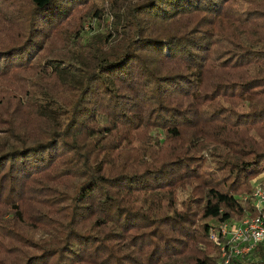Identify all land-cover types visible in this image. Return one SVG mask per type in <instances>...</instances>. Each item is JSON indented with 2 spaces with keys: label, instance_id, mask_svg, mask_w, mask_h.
<instances>
[{
  "label": "trees",
  "instance_id": "obj_1",
  "mask_svg": "<svg viewBox=\"0 0 264 264\" xmlns=\"http://www.w3.org/2000/svg\"><path fill=\"white\" fill-rule=\"evenodd\" d=\"M261 174L264 0H0V264H218Z\"/></svg>",
  "mask_w": 264,
  "mask_h": 264
},
{
  "label": "built area",
  "instance_id": "obj_2",
  "mask_svg": "<svg viewBox=\"0 0 264 264\" xmlns=\"http://www.w3.org/2000/svg\"><path fill=\"white\" fill-rule=\"evenodd\" d=\"M251 197L256 208L254 214L245 212L236 218H226L209 229L210 237L220 243L218 264H231L234 259L251 264L249 256L256 244L264 240V178L254 181Z\"/></svg>",
  "mask_w": 264,
  "mask_h": 264
},
{
  "label": "rangeland",
  "instance_id": "obj_3",
  "mask_svg": "<svg viewBox=\"0 0 264 264\" xmlns=\"http://www.w3.org/2000/svg\"><path fill=\"white\" fill-rule=\"evenodd\" d=\"M96 19H97L96 17H93V18H91V19H89V20H87V21H85L83 23V27H82L81 32L83 31L85 38H87L90 34L96 32V31L102 30V27H99L97 25V20ZM149 133L152 135L151 143H155L156 142V139L153 138V136H155V135L158 136V141L159 142H161L163 140L164 132H163V129L160 126L155 127V128H152L149 131ZM259 176L260 177H258V179H263L264 178V174H261ZM60 183L62 184L63 181L61 180ZM175 195H176V204L177 205H180L181 204V201L187 195V191L184 188H182V187H178L177 190H176V192H175ZM247 195H251V192L250 193H246L245 195H243V197H246ZM236 217L237 216H234L232 218H236ZM219 222H221V221L213 222L212 224H214L216 226ZM35 232H36V236H39L40 235V232L38 230H36ZM15 252H17V254L19 255L20 258H22V256H23L22 253L18 249H17V251L16 250L15 251L13 250V254H11V257H10L11 258V261H15V254H16ZM219 260H220V258H219ZM248 261H250L251 264H253V260H248Z\"/></svg>",
  "mask_w": 264,
  "mask_h": 264
}]
</instances>
